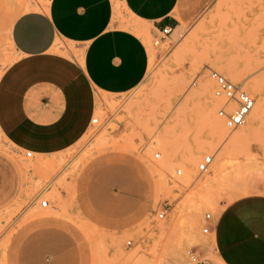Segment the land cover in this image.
<instances>
[{"label":"rangeland","instance_id":"obj_1","mask_svg":"<svg viewBox=\"0 0 264 264\" xmlns=\"http://www.w3.org/2000/svg\"><path fill=\"white\" fill-rule=\"evenodd\" d=\"M178 17L158 44L148 25L144 80L123 93L96 90L97 121L75 144L42 154L54 159L48 175L37 174L35 152L0 136V264L216 260L200 253L206 213L264 193V108L256 127L248 128L251 111L231 129L218 113L225 99L209 94L210 73L241 82L254 108L264 105V0H208L192 19ZM207 154L212 163L199 173Z\"/></svg>","mask_w":264,"mask_h":264},{"label":"crops","instance_id":"obj_2","mask_svg":"<svg viewBox=\"0 0 264 264\" xmlns=\"http://www.w3.org/2000/svg\"><path fill=\"white\" fill-rule=\"evenodd\" d=\"M207 2L0 0V136L36 162L54 160L42 154L75 144L94 121L96 90L123 93L144 80L150 50L135 28L174 31L178 15L190 20ZM206 224L209 264H264V193L225 204Z\"/></svg>","mask_w":264,"mask_h":264},{"label":"built area","instance_id":"obj_3","mask_svg":"<svg viewBox=\"0 0 264 264\" xmlns=\"http://www.w3.org/2000/svg\"><path fill=\"white\" fill-rule=\"evenodd\" d=\"M159 31L161 34L155 39L156 44L160 43L161 40L171 34L173 27L165 25ZM210 75L215 82V95L225 99V102L219 108L218 113L225 118L227 126L231 129L241 126L245 123L248 114L253 109L255 105V98L244 88L241 82H235L218 70L211 69ZM26 154L27 156H32L33 152L28 150ZM212 160V154L205 155L199 163V173L207 171L212 163ZM178 173H181L180 169L178 170ZM48 203V199H43L41 205L47 206ZM166 211V209H163V211L160 212V217H164ZM211 218L212 214L207 212L205 215L206 222ZM208 229L209 227L205 224L203 231L207 233ZM191 257L197 262H202V260L198 259V256L194 252L191 253Z\"/></svg>","mask_w":264,"mask_h":264},{"label":"bare ground","instance_id":"obj_4","mask_svg":"<svg viewBox=\"0 0 264 264\" xmlns=\"http://www.w3.org/2000/svg\"><path fill=\"white\" fill-rule=\"evenodd\" d=\"M137 30V32L146 39V41L149 43L150 42V37H149V33L148 31L145 29V28H142L140 26L136 27L135 28ZM173 32V31H172ZM150 44V43H149ZM204 86H208V87H204L203 86V89L205 88H209V84L206 85V83L203 84ZM209 90V89H208ZM210 91V92H209ZM209 94L215 99H216V96L214 94V89L212 88V86L210 87V90H209ZM259 102V101H258ZM261 102V101H260ZM258 104V103H257ZM254 108V107H253ZM263 108H264V105L263 103L261 102L260 104H258L254 110H251V114H250V119H249V122H248V128H253V127H256L257 125H259V121H260V117H261V113L263 111ZM249 115V114H248ZM218 121L216 122V131H217V135H223L225 133V125L223 124L222 120L220 119H217ZM94 121H97V119H94ZM215 124V123H214ZM241 136V135H240ZM239 136V137H240ZM237 137V136H236ZM242 137V136H241ZM50 160H41L38 162V168L42 171L45 169V171H48L47 168H45L46 166L48 167V162ZM50 169V168H49ZM45 175H46V172H45ZM44 176V175H43ZM34 189V188H33ZM36 189V188H35Z\"/></svg>","mask_w":264,"mask_h":264}]
</instances>
